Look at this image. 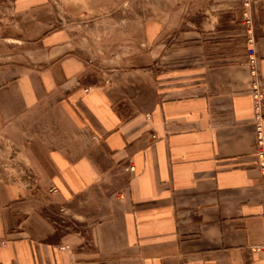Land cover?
<instances>
[{"label": "crops", "instance_id": "obj_1", "mask_svg": "<svg viewBox=\"0 0 264 264\" xmlns=\"http://www.w3.org/2000/svg\"><path fill=\"white\" fill-rule=\"evenodd\" d=\"M254 15L264 88V0ZM72 44L0 66V264H264L246 55L103 75Z\"/></svg>", "mask_w": 264, "mask_h": 264}, {"label": "rangeland", "instance_id": "obj_2", "mask_svg": "<svg viewBox=\"0 0 264 264\" xmlns=\"http://www.w3.org/2000/svg\"><path fill=\"white\" fill-rule=\"evenodd\" d=\"M221 3L26 0L20 6L19 0H0V66L24 68L44 63L46 52L54 53V48H45L51 41L59 46L73 41L72 51L103 75L120 72L126 66L142 68L144 59L153 62L155 75L168 73L178 65L175 55L190 46H204L203 52L214 58L213 66L234 63L246 55L243 0L238 8L232 0L227 3L224 15H211L220 12ZM195 32L198 36L193 39L191 33ZM57 50L62 52V46Z\"/></svg>", "mask_w": 264, "mask_h": 264}, {"label": "built area", "instance_id": "obj_3", "mask_svg": "<svg viewBox=\"0 0 264 264\" xmlns=\"http://www.w3.org/2000/svg\"><path fill=\"white\" fill-rule=\"evenodd\" d=\"M257 0H243V18L246 30V64L252 77L250 94L253 106V124L255 127V146L258 160V169L262 178V203L264 218V88L258 68V58L255 38V5ZM264 250V246L253 247V251Z\"/></svg>", "mask_w": 264, "mask_h": 264}]
</instances>
